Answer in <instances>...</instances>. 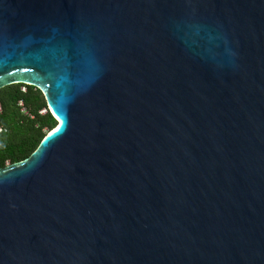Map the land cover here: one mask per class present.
I'll return each instance as SVG.
<instances>
[{
	"label": "water",
	"instance_id": "1",
	"mask_svg": "<svg viewBox=\"0 0 264 264\" xmlns=\"http://www.w3.org/2000/svg\"><path fill=\"white\" fill-rule=\"evenodd\" d=\"M14 83L57 122L0 168V264H264V0H0Z\"/></svg>",
	"mask_w": 264,
	"mask_h": 264
},
{
	"label": "trees",
	"instance_id": "2",
	"mask_svg": "<svg viewBox=\"0 0 264 264\" xmlns=\"http://www.w3.org/2000/svg\"><path fill=\"white\" fill-rule=\"evenodd\" d=\"M56 122L37 87L24 83L1 87L0 125L5 131L0 132V168L29 157Z\"/></svg>",
	"mask_w": 264,
	"mask_h": 264
},
{
	"label": "built area",
	"instance_id": "3",
	"mask_svg": "<svg viewBox=\"0 0 264 264\" xmlns=\"http://www.w3.org/2000/svg\"><path fill=\"white\" fill-rule=\"evenodd\" d=\"M19 104L22 105L21 102ZM4 131H5V128L2 125H0V132H4Z\"/></svg>",
	"mask_w": 264,
	"mask_h": 264
},
{
	"label": "snow or ice",
	"instance_id": "4",
	"mask_svg": "<svg viewBox=\"0 0 264 264\" xmlns=\"http://www.w3.org/2000/svg\"><path fill=\"white\" fill-rule=\"evenodd\" d=\"M52 135V133H49V136H51ZM47 139V138H46Z\"/></svg>",
	"mask_w": 264,
	"mask_h": 264
}]
</instances>
